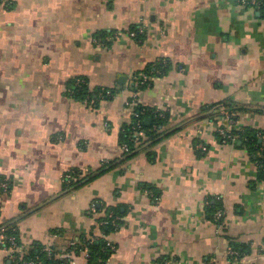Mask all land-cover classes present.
Segmentation results:
<instances>
[{"label":"crops","instance_id":"obj_1","mask_svg":"<svg viewBox=\"0 0 264 264\" xmlns=\"http://www.w3.org/2000/svg\"><path fill=\"white\" fill-rule=\"evenodd\" d=\"M8 2L0 184L11 191L0 195V227L17 225L25 253L39 243L63 257L71 242L104 235L100 219L114 208L121 224L106 239L117 250L105 264H264V182L241 139L223 144L216 130L229 111L233 130L264 135V14L240 0ZM137 26L140 41L129 36ZM147 67L158 73L137 104L167 123L129 156L132 77ZM78 78L116 93L91 106L69 94ZM77 171L87 176L67 187ZM3 245L0 234V264H12Z\"/></svg>","mask_w":264,"mask_h":264},{"label":"trees","instance_id":"obj_2","mask_svg":"<svg viewBox=\"0 0 264 264\" xmlns=\"http://www.w3.org/2000/svg\"><path fill=\"white\" fill-rule=\"evenodd\" d=\"M259 10L261 11V13L264 14L263 7L259 8ZM136 28L137 27H134L133 30ZM143 36L144 35H140L139 37L142 39ZM156 73H158L157 68L147 67L146 69L137 72L135 75L140 76L141 74H145L150 78V82H151V77ZM78 82L80 83L77 84ZM145 87L146 85L143 86V88ZM115 93H116V90L114 89H108V88H102V87H97V88L92 89L89 87V82L85 78H78L74 80L69 88L70 96H72L73 98L81 102H87L89 104L92 100H94V104H93L94 107H96L101 100L109 99L112 96H114ZM140 112H142V114H140L139 117L133 116L132 123L126 126L122 132V145L127 144L131 148L130 149L131 152L127 154L129 156L136 153V150L133 147L132 134H133V127L136 125L138 120H141V126L146 131L149 137V141L151 142L159 140L163 136V133L160 132V129L164 128V126L167 123V114L165 112H162L163 115L160 116L159 114L161 111L157 112L156 108H148V107L141 106L140 104H135L134 113H140ZM147 119H150L149 124L146 123ZM236 134L239 135V139H241L242 145L245 146V148L249 151V153L254 155L255 163L258 165V180L260 182H264V135L260 133H255L254 131H251V130H246L243 132L238 131ZM111 165L112 163L109 162L108 164L104 165V167H108ZM73 173L79 174L80 172L77 171ZM88 178L90 179L91 176H89ZM82 180L83 179H80L75 182H72L71 184H65V185L67 187L76 186L82 183L83 182ZM220 209L223 210L222 207H216V204H212L211 210H210L212 218H214L215 212ZM107 211L112 212L113 216L100 219V221L106 220L109 222L108 225L100 227L102 233L105 236L111 231L117 230L119 225L121 224V219H120L121 215L116 209L114 208L107 209ZM115 216L118 218V220H116V224H110V222L114 220ZM3 227L6 229L4 234L7 236H12V235L18 236L19 235L18 227L14 222L6 223L3 225ZM12 227H16L17 231L12 230ZM83 242L86 243L87 247L89 248L88 264H105L107 262V259L110 257V255L114 253V251H112L111 247L108 245L107 241H105L102 238L97 239L96 242L93 244H90L87 240L86 241L84 240ZM4 245L8 246L7 240L5 241ZM234 248L237 250L236 247ZM239 257L240 255L236 257H232V258L236 259ZM26 258L27 259L37 258L41 264H63L64 263V260H61L60 258H57L55 256L53 258H48L46 246L39 244V243L33 244V246L30 248V252L27 253Z\"/></svg>","mask_w":264,"mask_h":264},{"label":"built area","instance_id":"obj_3","mask_svg":"<svg viewBox=\"0 0 264 264\" xmlns=\"http://www.w3.org/2000/svg\"><path fill=\"white\" fill-rule=\"evenodd\" d=\"M8 1L9 0H0V4H4V3L8 4L9 3ZM240 2L242 5H245V6L250 5L257 9L262 8V7L264 8V0H240ZM145 33L146 31L143 26H137L136 29L131 30V32L129 33V36L133 39L140 41L141 38L139 36L144 35ZM149 82H150V78L145 74H141L140 76L134 75L132 77L133 90H134L132 104H137L138 92L143 88V86L145 85L148 86L147 84H149ZM79 83L80 82H78L77 84ZM93 104H94V100L90 102L91 106H94ZM158 111L159 110H157V112ZM140 114H142V112L134 113L133 116L139 117ZM159 115L162 116L163 115L162 112H160ZM234 117H235V114L229 111H225L223 113V124L219 125L216 129L217 134L220 137L221 142L223 144H234L239 139V135L236 134L238 130L236 131L233 130V125L236 123ZM161 130H163V128H161L160 131ZM148 140H149V137L146 131L141 126V120H138L136 125L133 127V134H132V141H133L134 149L145 144V142H147ZM130 149L131 148L127 144L122 145V150L125 154H129L131 152ZM198 149L204 152L208 151V147L205 146L204 144H199ZM256 166L258 168L257 164ZM84 176H87V173L86 174H83L82 172H80L79 174L71 173V174L65 175L63 179L66 184H71L72 182L83 179ZM10 191H11V185H10L9 180L7 179L3 180L0 184V195L8 194L10 193ZM112 216H113L112 212H107L103 218L112 217ZM116 220H118V218L115 216L114 220L111 221L110 224H116ZM214 220L217 221L220 226H223L224 225V222H223L224 210L222 209L217 210L214 214ZM108 224H109L108 221L102 220L99 222L98 227L100 228L101 226H105ZM12 230L17 231V228L12 227ZM5 231L6 229L3 226L0 227V234L4 240V244L6 240L8 242V246H5V245L3 246L6 250H8L9 252L8 259L10 260L12 264H41L37 258H32V259L26 258L27 254L25 253V251L23 250L21 246V240H20L19 235L18 236H15V235L7 236L4 234ZM99 238H102L105 241H107L112 251L115 252L117 250V246L109 242L106 239L105 235H102L101 237H98L97 235L92 236L90 240L88 239V242L90 244H93ZM46 251H47L48 258H53L55 256L57 258H60L61 260H64L63 264H76L74 262V258H76L78 255H81V257H83L84 264H88L89 248L87 247L86 243H84L82 240H75L71 242L70 249L68 250V254H64L63 257H60L57 251L54 250L50 245L46 246ZM229 253L231 256L239 255L237 254L234 248H230Z\"/></svg>","mask_w":264,"mask_h":264},{"label":"rangeland","instance_id":"obj_4","mask_svg":"<svg viewBox=\"0 0 264 264\" xmlns=\"http://www.w3.org/2000/svg\"><path fill=\"white\" fill-rule=\"evenodd\" d=\"M88 82H89V87L94 89L89 80H88ZM100 87H102V86H100Z\"/></svg>","mask_w":264,"mask_h":264},{"label":"water","instance_id":"obj_5","mask_svg":"<svg viewBox=\"0 0 264 264\" xmlns=\"http://www.w3.org/2000/svg\"><path fill=\"white\" fill-rule=\"evenodd\" d=\"M146 123L149 124V123H150V119H147V120H146Z\"/></svg>","mask_w":264,"mask_h":264}]
</instances>
